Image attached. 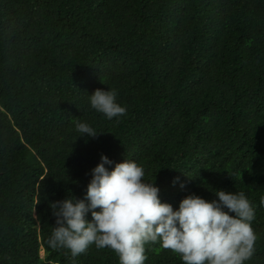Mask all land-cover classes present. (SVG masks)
<instances>
[{"label": "trees", "instance_id": "trees-1", "mask_svg": "<svg viewBox=\"0 0 264 264\" xmlns=\"http://www.w3.org/2000/svg\"><path fill=\"white\" fill-rule=\"evenodd\" d=\"M108 87L119 119L90 107ZM77 121L100 133L79 137ZM101 154L108 168L136 161L174 209L244 192L257 237L245 264H264V0H0V264H119L108 248L73 261L46 243L50 204L82 199ZM145 254L182 264L159 243Z\"/></svg>", "mask_w": 264, "mask_h": 264}, {"label": "clouds", "instance_id": "clouds-1", "mask_svg": "<svg viewBox=\"0 0 264 264\" xmlns=\"http://www.w3.org/2000/svg\"><path fill=\"white\" fill-rule=\"evenodd\" d=\"M117 96L114 88H97L88 101L106 119H119L127 109ZM75 128L79 137L100 133L86 122L77 121ZM112 164L101 154L82 199L68 195L50 204L55 225L46 243L52 250L64 249L74 261L94 245L111 249L119 264H145L148 243H159L182 264H245L253 257L255 207L244 192L216 189L212 200L189 194L174 209L161 201L154 181L144 180V169L136 161L124 158L106 167ZM176 183L184 187L179 177L173 179ZM32 214L38 219L35 207Z\"/></svg>", "mask_w": 264, "mask_h": 264}, {"label": "rangeland", "instance_id": "rangeland-1", "mask_svg": "<svg viewBox=\"0 0 264 264\" xmlns=\"http://www.w3.org/2000/svg\"><path fill=\"white\" fill-rule=\"evenodd\" d=\"M42 254H44V251H42Z\"/></svg>", "mask_w": 264, "mask_h": 264}]
</instances>
